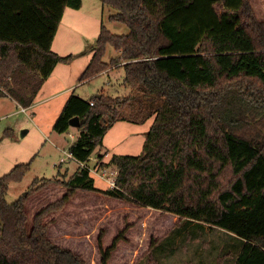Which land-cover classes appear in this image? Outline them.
<instances>
[{
  "label": "trees",
  "instance_id": "obj_1",
  "mask_svg": "<svg viewBox=\"0 0 264 264\" xmlns=\"http://www.w3.org/2000/svg\"><path fill=\"white\" fill-rule=\"evenodd\" d=\"M100 1L116 10L109 20L128 31L115 34L101 24L81 79L122 66L121 84L131 93L86 99L72 92L54 131L65 133L78 116L68 151L85 161L114 122L141 119L124 112L127 103L154 115L141 154L105 163L117 170L116 187L105 193L176 214L185 226L221 228L239 241L231 264H264V19L248 0ZM67 6L78 9L81 0H0V98L30 106L55 65L75 56L51 47ZM107 44L118 56L105 62ZM29 165L0 175V264H87L51 242L45 217L75 190L99 191L93 174L78 167L62 181L65 193L37 211L29 227L25 197L6 200L9 182ZM118 238L99 246L100 264H108Z\"/></svg>",
  "mask_w": 264,
  "mask_h": 264
},
{
  "label": "rangeland",
  "instance_id": "obj_2",
  "mask_svg": "<svg viewBox=\"0 0 264 264\" xmlns=\"http://www.w3.org/2000/svg\"><path fill=\"white\" fill-rule=\"evenodd\" d=\"M258 19H264V0H248ZM115 9L100 0H81L80 8L67 6L53 40L54 48L71 37L77 45L89 54L94 47L100 26L103 24L115 34H123L127 27L109 20ZM70 28V31H69ZM67 33H70L69 35ZM118 52L107 44L102 60L108 62ZM122 66L104 72L81 86L75 94H95L102 87L105 94L127 96L122 85ZM89 85V84H88ZM131 92L129 91V94ZM67 97L37 103L22 112L20 108L8 105L0 110V175L9 172L18 163L30 162L28 171L18 181L8 184L6 200L13 202L25 197L27 225L30 227L34 214L50 202L60 198L66 191L62 181L73 174L78 167L73 158H68V146L76 138L77 129L69 128L58 134L53 124L62 110ZM61 106V107H60ZM137 106L127 103L124 112H133L141 119L134 123L118 121L103 137L102 144L92 154L113 147L107 162L113 155H139L154 115H146ZM24 130H28L24 135ZM106 144V145H105ZM56 145L61 146L58 149ZM107 148L105 149L104 148ZM101 148V150H100ZM60 157L65 162L59 164ZM101 169V168H100ZM63 170L67 171L62 172ZM115 170L110 164L108 174ZM35 178H50L47 183ZM94 186L99 190L78 189L73 192L64 206L45 217L49 222L47 236L54 244L79 254L87 264H100V245L109 246L118 236L108 264H231L239 249L238 239L221 228H210L202 223L193 227L179 216L168 211L134 203L105 193L110 185L101 177L93 175ZM44 185L35 190V187ZM46 185V186H45ZM185 228V230L180 229ZM191 227V228H189Z\"/></svg>",
  "mask_w": 264,
  "mask_h": 264
},
{
  "label": "crops",
  "instance_id": "obj_3",
  "mask_svg": "<svg viewBox=\"0 0 264 264\" xmlns=\"http://www.w3.org/2000/svg\"><path fill=\"white\" fill-rule=\"evenodd\" d=\"M64 14H65V9L63 11L61 21L63 19ZM61 21H60L58 26H60ZM69 31H70V28H69ZM57 32H58V28H57ZM67 34L69 35L70 33H67ZM77 42L78 41H76L74 39V37L73 38L66 37L64 39V41H62L61 43H58V45L55 48H54V45L52 42V46H51L52 50L55 51L56 53H58L59 55L75 54V56L68 62H61V63H58L55 65L51 74L43 81L41 87L39 88L32 104L30 106L24 108L21 105H19V103L13 97L6 94L5 96H2L0 98V110L5 109L8 105L11 104L13 106H16L17 108H20L22 110V112L26 113V110H28L29 108L31 109L34 104L48 103V102H51V101H54V100L60 98L61 96H65L68 98L72 92L75 93L77 91V89L80 88L81 86H84V84H86L85 86H90V82L94 78H96L97 76L103 74L104 72L111 71L113 68L119 67V66L113 65V66H110L109 68L95 74L94 76H92L90 78L81 79V76H82L86 66L88 65V63L90 62V60L93 56L94 47L92 48V51H90L89 54L86 55V53L82 50L81 46L77 45ZM123 87L126 90L128 89L127 94H129V91L131 92V88L125 87V86H123ZM96 92L97 93H104L102 87H100ZM77 95H79L82 98L88 99L93 94H91V95L88 94L89 96H84L83 94L82 95L77 94ZM67 98H66V100H67ZM61 105H64V104H61ZM10 115H11V113H7V114H4L3 116H0V117L1 118L2 117H8ZM118 121H130V120H118ZM118 121H116V122H118ZM116 122H114L111 126H113ZM130 122L134 123L135 121H130ZM26 132H28V130H24L23 135ZM58 134H60V133H58ZM56 146L59 150L62 149L61 146H59V145H56ZM113 147L114 146H111L110 148L107 149L104 146V148L107 149V150H105V152L113 151ZM100 150H101V148H100ZM103 153H104V151L101 150V151H99L98 155L103 154ZM105 160H108V158H105ZM77 165H78V162H77ZM62 172H65L67 174L66 170H63ZM71 175L72 174H70L69 176H71Z\"/></svg>",
  "mask_w": 264,
  "mask_h": 264
},
{
  "label": "built area",
  "instance_id": "obj_4",
  "mask_svg": "<svg viewBox=\"0 0 264 264\" xmlns=\"http://www.w3.org/2000/svg\"><path fill=\"white\" fill-rule=\"evenodd\" d=\"M93 104V102H90ZM24 110V109H23ZM108 152H104L103 154H91L87 160L85 161H77L78 167L88 169V171L93 174L103 178L109 185L110 188L116 187V174L117 170L111 171L109 174L106 172L108 171L109 165L105 163L107 160L105 158L108 156ZM68 158H73L70 153L66 154ZM65 157H60L59 164L65 162ZM74 159V158H73ZM101 168V169H100Z\"/></svg>",
  "mask_w": 264,
  "mask_h": 264
},
{
  "label": "water",
  "instance_id": "obj_5",
  "mask_svg": "<svg viewBox=\"0 0 264 264\" xmlns=\"http://www.w3.org/2000/svg\"><path fill=\"white\" fill-rule=\"evenodd\" d=\"M69 125L71 127H78L79 126V117L78 116H73L69 119Z\"/></svg>",
  "mask_w": 264,
  "mask_h": 264
}]
</instances>
